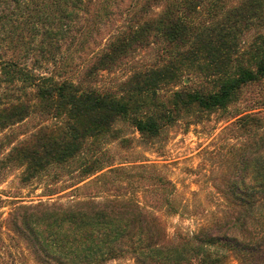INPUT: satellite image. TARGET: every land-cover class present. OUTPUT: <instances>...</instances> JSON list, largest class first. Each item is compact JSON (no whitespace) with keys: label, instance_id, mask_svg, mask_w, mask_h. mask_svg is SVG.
Masks as SVG:
<instances>
[{"label":"trees","instance_id":"obj_1","mask_svg":"<svg viewBox=\"0 0 264 264\" xmlns=\"http://www.w3.org/2000/svg\"><path fill=\"white\" fill-rule=\"evenodd\" d=\"M113 1L0 0V6L13 2L18 11L0 9V55L7 38L1 33L9 37L18 28L28 27L44 39L64 38L72 33L79 10L90 12L94 6L98 12ZM220 2L225 3L218 10ZM164 4L157 17L137 15L127 22L129 26L91 64L88 77L122 63L135 45L157 32L167 46L161 62L138 67L126 87L118 90L96 84L92 78L57 79L0 56V131L32 113L56 120L53 129L42 126L23 138L3 136L0 155L9 147L3 160L24 162L31 180L51 164L84 157L95 162L82 164V176L86 179L101 172L91 179L99 181L123 169L100 162L94 148L119 120L131 122L151 140L182 115L227 110L244 88L264 81V34L248 47L238 39L252 26L264 24V0H164ZM180 56L214 86L176 90L171 98L161 99V86L178 83L183 73L173 61ZM231 125L241 141L230 150L237 159L223 182L228 210L216 224L178 242L166 240L159 219L139 202L119 196L67 205L17 202L12 226L40 264H106L126 255L137 264H223L229 254L241 264H264V110L240 113ZM158 181L166 182L162 176Z\"/></svg>","mask_w":264,"mask_h":264},{"label":"rangeland","instance_id":"obj_2","mask_svg":"<svg viewBox=\"0 0 264 264\" xmlns=\"http://www.w3.org/2000/svg\"><path fill=\"white\" fill-rule=\"evenodd\" d=\"M224 3H217L218 10ZM164 8V0H114L98 12L92 6L90 12H77L80 15L73 18L72 33L64 38L44 39L28 27L18 28L9 37L1 33L7 38L3 40L0 56L57 79L92 78L96 84L118 90L126 87L125 82L138 67L161 62L167 46L157 32H151L145 43L135 45V51L122 63L88 77L91 64L98 52L107 47L120 30L129 26L132 18L137 15L157 17ZM0 9L8 13L17 11L13 2L1 4ZM263 34L264 24L252 26L238 39L241 46L248 47ZM53 58L59 60L57 65ZM173 61L181 66L183 73L178 83L161 86L159 98L169 99L176 90L213 88V82L194 70L188 60L180 56ZM60 65L63 68L60 69ZM258 110H264V81L244 88L239 99L227 110L182 115L151 140L144 138L131 122L119 120L111 132L96 141L94 148L100 162L123 169L94 182L91 179L101 172L85 179L82 164L95 160L77 157L64 164H51L30 180L24 162L3 160L9 147L4 148L0 155V264H40L31 246L12 226L17 202L30 204L45 200L67 205L78 200L105 201L119 196L139 202L156 216L165 229L166 240L172 242L216 224L228 210L223 182L234 170L233 162L237 159L230 150L241 141L231 123L240 113ZM55 123L56 120L48 115L32 113L25 120L1 130L0 139L7 134L10 138H23L42 126L53 129ZM158 176L169 183L158 181ZM106 264L137 263L131 255H126ZM223 264L241 263L237 256L229 254Z\"/></svg>","mask_w":264,"mask_h":264}]
</instances>
